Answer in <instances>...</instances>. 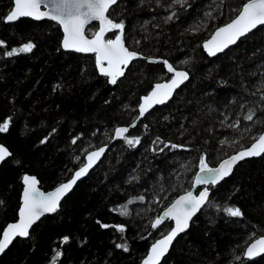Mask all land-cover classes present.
Masks as SVG:
<instances>
[{
    "label": "trees",
    "instance_id": "trees-1",
    "mask_svg": "<svg viewBox=\"0 0 264 264\" xmlns=\"http://www.w3.org/2000/svg\"><path fill=\"white\" fill-rule=\"evenodd\" d=\"M246 1L119 0L111 7L108 15L123 22L130 50L185 69L188 80L115 141L59 210L40 219L27 238L14 240L0 264H52L57 251L62 253L57 264H138L170 228L167 220L157 228L152 224L192 186L200 157L214 165L259 135L264 25L215 57L201 46ZM11 7L12 0H0V124L10 121L0 142L11 152L0 165V233L16 219L24 173L37 176L44 189L67 179L85 152L108 143L115 127L131 123L141 96L168 77L162 63L136 59L111 84L99 74L93 55L62 49L57 23L5 22ZM28 42L35 45L31 52L6 55ZM251 111L253 119L246 120ZM137 137L139 143L127 142ZM209 188L208 202L161 264H264V254L243 256L246 243L264 235V154L240 162ZM227 207L242 215L230 216L223 211ZM65 236L69 240L62 243Z\"/></svg>",
    "mask_w": 264,
    "mask_h": 264
},
{
    "label": "snow or ice",
    "instance_id": "snow-or-ice-1",
    "mask_svg": "<svg viewBox=\"0 0 264 264\" xmlns=\"http://www.w3.org/2000/svg\"><path fill=\"white\" fill-rule=\"evenodd\" d=\"M15 8L7 15L5 22H14L20 17H34L41 19L44 17L57 21L63 26L65 33L63 40V47L65 49H75L80 52H94L96 53L97 66L100 72L109 76L110 83L116 84L117 78L124 75V68H127L129 62L139 58L136 51H130L125 46L123 40L124 24L123 22H114L109 18V10L111 6L116 5L118 0H50L51 11H40L42 0H14ZM177 3L184 4L186 0H176ZM47 7V4H45ZM175 15V13H173ZM169 16L168 19H172ZM93 20L100 22L99 31L94 34L93 39H87L84 36L85 25ZM257 25H264V0H249L242 7V11L229 24L219 28L212 40L205 43L204 47L209 50L210 55H215L217 51H222L224 47L236 42V39L245 35ZM113 29L119 30V34L115 35L114 39H104V34ZM217 38H221L219 43H216ZM0 41V45H3ZM35 45L31 42L24 43L19 48H13L6 52L8 57L19 53H28L33 50ZM215 48V51L212 49ZM107 61V67L104 62ZM163 63L167 67L168 72L174 73L173 78L167 83H157L151 93L143 97V103L139 106V117H143L145 113L154 104L164 103L172 94V91L183 81L188 79L186 71H177L174 66L164 60ZM123 66V68L121 67ZM254 111L245 116L246 120L251 121L254 116ZM138 117V119H139ZM9 120H5L0 124V132L7 131L9 127ZM133 127L135 125H132ZM128 128H117L116 136L121 137L128 132ZM47 139V138H45ZM159 141V137H157ZM76 140H73L75 143ZM130 145L140 142L139 137L128 139ZM155 143V142H154ZM172 148L182 147L175 144L170 145ZM164 147H169L165 144ZM164 149L161 148L160 151ZM105 151L100 148L98 151L89 153L87 156L88 163L75 172L74 178L67 183L61 184L54 192L45 195L37 189L36 177L25 175L23 177L26 185L23 193V206L19 210V222L10 223L3 231L2 238H0V254L12 243L16 237L29 236V228L38 220L43 214L55 212L59 205L60 198L69 191L76 183L77 179L87 173L88 169L92 167L95 159ZM264 153V134H261L258 140L253 143L248 149L238 152L236 155L223 161L219 168H210L206 163L204 156L200 157L199 172L195 175V184L205 185L198 195H193L191 191L181 196L175 203L167 209L164 216L172 218L175 221V227L172 228L168 234L162 239L157 240L152 246L147 258L143 260V264H159L160 259L168 252L169 246L172 244L174 238L181 232H184L189 227V221L196 214V212L209 200V185H216L219 180L228 176L232 171V165L237 161L243 160L249 156H259ZM11 153L7 148L0 145V162H3ZM136 179V177H133ZM140 200L144 197L140 196ZM133 201H129L132 203ZM3 201H0V205ZM126 207V206H125ZM224 212L233 217H239L242 212L237 207H227L223 209ZM122 214L127 215V212ZM164 217L158 218L153 224V228H157L163 221ZM103 227H108L103 225ZM120 231H123L121 226ZM69 238L65 236L62 243H67ZM118 248L128 250L126 244H117ZM259 246L260 251H264V238L257 240L247 250V255H253V250ZM62 255L57 251L52 259V264H57V260Z\"/></svg>",
    "mask_w": 264,
    "mask_h": 264
},
{
    "label": "water",
    "instance_id": "water-1",
    "mask_svg": "<svg viewBox=\"0 0 264 264\" xmlns=\"http://www.w3.org/2000/svg\"><path fill=\"white\" fill-rule=\"evenodd\" d=\"M118 1H119V0H118ZM247 2H249V0H247L245 3H247ZM245 3H244V4H245ZM45 4H47V7H45ZM244 4H243V5H244ZM243 5L241 6V8H240V10L238 11V13H237L232 19H230L228 22H226V23H224V24L218 26L217 28H215V29L213 30V32L210 34V36L207 37L205 40H203V42L201 43V46H202L203 51L207 54V56H209V57H215V56H217V55L223 53V52H224L225 50H227L228 48L234 46V45H235V44H236L241 38L245 37L247 34H249L250 32H252L253 30H255L257 27L262 26V25H257L256 28L251 29V30H250L249 32H247L245 35H243V36L239 37L238 39H236V42H235V43H233V44H229L227 47H224L222 51H217L215 55H210V54H209V50L206 49V48L204 47L205 43L208 42V41H210V40H212L213 36L215 35L216 31H217L219 28H221V27H223V26L229 24L232 20H234V19L238 16L239 12L242 11V7H243ZM113 6H114V5H113ZM51 7H52V6H51V3H50V0H42L41 7H40V11H42V12H49V11H51ZM111 7H112V6H111ZM14 8H15V2H14V0H12V7H11V9L7 12V14H6L5 18H4V21H6V17H7V15H8V14H9ZM110 9H111V8H110ZM21 18H30V19H32V20H36V21H39V20H50V21H52V22L57 23L58 26L60 27V30H61V33H62V38H61V47H62V49L65 50V51H74V52L81 53V54L93 55V56H94V60H95V65H96V68H97L99 74L102 75V76H104V77H106V78L108 79V82L110 83V79H111V78H110L109 76H106V75L102 74V73L100 72L98 66H97L96 53H94V52H80V51H76L75 49H65V48L63 47V40H64L65 33H64V30H63V26L60 25L57 21L52 20V19L47 18V17H44V18H41V19H36V18H34V17H27V16H26V17H20V18H18L17 20H19V19H21ZM109 18H110V17H109ZM110 19H111V18H110ZM17 20H16V21H17ZM16 21H14V22H16ZM114 22H115V21H114ZM10 23H11V22H10ZM94 23L97 24V28H96V30H95L92 34H87V33H86L87 28H88L90 25L94 24ZM100 26H101V25H100V22H99V21H97V20H93V21H91L90 23H88L87 25H85L84 36H85L87 39H93V38H94V34H95L96 32L99 31ZM110 33H114V35H113V37L108 38V34H110ZM117 34H119V30L113 29V30L108 31V32H106V33L104 34V39H105V40H108V39H114V38H115V35H117ZM123 34H124V31H123ZM220 39H221V38H217L216 43H219ZM123 40H124V35H123ZM124 43H125V41H124ZM125 46H126V44H125ZM126 47H127V46H126ZM129 50H130V49H129ZM212 50L215 51V48H213ZM130 51H133V50H130ZM137 53H138V52H137ZM138 56H139V58H137V59H145V60H147V61H155V62L162 63V64L164 65V67H165L166 72L169 74V77H168L167 79H164V80H161V81H157V82H155V83L153 84V86H152V87H151V88H150L145 94H143V95L141 96L140 101H139V104H138V108H137V111H138V112H137V116H136V118H135L131 123H129V124L119 125V126L115 127L114 130H113V132H112L111 140H110L108 143L103 144V145H100V146H97V147H95V148H92V149L86 151L85 154H84V156H83V163H82L80 166H78V167H77V168L71 173V175H70L67 179H65V180H63V181L57 183L56 185H54L53 187H51V188H49V189H44L43 187H41L40 182H39V179L37 178V176H35V175H33V174H29V173H24V174L21 176L22 190H21V193H20L19 207H18V210H17V216H16V219L13 220V221H9V222H7V223L5 224V226L3 227V229H2V231H1V233H0V238H2L3 231L6 229V227H7L8 224L19 222V219H20V217H19V210H20V208L23 206V193H24V189H25V187H26V185L24 184V181H23V177H24L25 175L30 176V177H36L37 182H38L37 185H36L37 189L39 190V192H42V193H44L45 195H47L48 193H52V192H54L55 189H56L57 187H59L61 184L67 183L68 181L72 180V179L74 178V174H75V172L78 171L81 167H84V166L88 163V161H87V156H88L89 153H92V152L98 151L100 148H104V149H105V151L100 155V157H99L98 159H95V160H94V162H93V164H92V167L88 169L87 173L84 174L83 176H81L79 179H77L76 183L72 186V188H71L69 191H67V192H66V193L60 198V201H59V205H58V207H57V210H56L55 212L45 213V214H43V215H42L38 220H36V221L32 224V226L29 228V232H30L31 228H32V227H33V226H34V225H35L40 219H42V218H43L44 216H46V215L54 214V213H56V212L59 210L60 205H61V202H62V201H63V200H64V199H65V198H66V197L72 192V190L74 189V187H75V185L77 184V182H79V181H81L82 179H84V178H85V177L91 172V170H93V168H94V167L99 163V161L102 159V157L104 156V154H105V152L107 151V149H108V148H109V147H110L115 141L121 140L124 136H126V135L130 132V130H131L132 128L135 127V126L133 127L132 125H136V123H137L140 119H142V118H143V117H144L149 111H151L153 108H155L156 106H162V105L166 104V103H167V102L173 97L174 93H175V92H176V91H177L182 85H184V84L187 82L188 79L185 80V81H183L182 83H180V84H179V85H178V86L172 91V94L168 97V99H167L164 103H162V104H154L151 108H149V110L145 113V115H144L143 117H139V106H140L141 103H143V97L149 95V94L151 93V91L153 90L154 86H155L157 83H161V84H162V83H167V82H169V81L173 78L174 73H172V72H168V71H167V67H166V65L163 63V61H164L165 59H163V58H160V59H154V58H152V57L144 56V55H142V54H140V53H138ZM134 60H136V59H134ZM134 60H132V61H134ZM132 61L129 62V65L131 64ZM168 63H169V62H168ZM129 65H128V66H129ZM104 66L107 67V61L104 62ZM128 66H127V68H128ZM121 67L123 68V66H121ZM127 68H124V69H123V70H124V73H125V71H126ZM174 68H175L177 71H186V70L183 69V68H178V67H174ZM186 72H187V71H186ZM121 77H122V76L118 77L117 80L120 79ZM111 84H112V83H111ZM138 117H139V119H138ZM125 127L129 129L128 132H127V133H124L123 136H121V137H117V136H116V129H117V128H125ZM261 134H264V127H263L262 131L259 133V135H258V136H257V137H256V138H255L250 144H249V145L244 146V147H241V148H239V149L233 151V152L230 153L229 155H227V156L223 157L222 159H220L216 164H214V165H208V167H210V168H219L220 164H221L223 161L228 160L230 157L236 155V154H237L238 152H240V151H243V150L248 149L253 143H255V142L258 140V138H259V136H260ZM0 145H2V146H4L5 148H7V147H6L4 144H2L1 142H0ZM7 149H8V148H7ZM8 151L10 152L9 149H8ZM10 153H11V152H10ZM263 154H264V153H262L261 155H263ZM261 155H259V156H249V157H245L243 160H239V161H237L234 165H232V171H231V173H230L228 176L224 177L222 180H219V181L217 182V184H219L220 182H222L224 179L228 178V177L232 174L234 168H235L240 162H242V161H244V160H246V159L258 158V157H260ZM8 157H9V156H8ZM8 157H6L5 160H6ZM3 162H4V161H3ZM3 162H0V165H1ZM198 172H199V170L196 172V174H197ZM196 174H195V175H196ZM217 184H216V185H217ZM210 186H215V185H209L208 187H210ZM204 187H205V185H197V184H195V176H194V178H193V182H192V186H191L187 191H184V192L180 193L179 195H177V196H176V197H175V198H174V199H173V200H172V201H171V202H170V203H169V204H168V205H167L162 211H161V213H160V215H159V218H160V217H164L163 221L167 220V221L171 222V226H170V228H169L164 234H162L161 236H159L158 238H156V239L150 244V246H149V248H148L146 254L142 257V259L139 261L138 264H143V260L146 259L147 256H148V254L150 253L151 246H152L157 240L162 239L166 234H168V232H169L172 228L175 227V221H174L172 218H169V217H165V216H164V214H165V212L167 211V209L170 208V207L175 203L176 200H178L181 196L185 195L187 192L191 191V192L193 193V195L195 196V195H198L199 192L202 191ZM209 195H210V188H209ZM207 202H208V201H206L205 204L202 205L201 208H200V209L196 212V214L192 217V219L189 221V226H190V223H191V221L193 220V218H194V217L200 212V210L206 205ZM188 228H189V227H188ZM188 228H187L184 232L179 233V234L174 238L172 244L169 246L168 252H167V253H166V254L160 259L159 264H161L162 261L164 260V258L167 256V254L169 253V251H170L172 245L174 244L175 240H176L180 235L184 234V233L188 230ZM27 237H28V236H27ZM27 237H16V238L13 239V241L16 240L17 238H27ZM261 238H264V235H260V236L253 237V238H252V239H251V240L245 245L244 252H243V256H244V258H246V259H255V258L260 257V256H262V255L264 254V251H260V248H259V246H258L256 249L253 250V255H251V256L247 255V250H248V248H249L253 243H255L257 240H259V239H261ZM13 241H12V243H13ZM12 243H11V244H12ZM11 244L9 245V247L11 246ZM9 247H8V248H9ZM8 248H7V249H8ZM7 249L5 250V252L7 251ZM5 252H4V253H5ZM4 253H3V254H4ZM3 254H0V257H1Z\"/></svg>",
    "mask_w": 264,
    "mask_h": 264
},
{
    "label": "bare ground",
    "instance_id": "bare-ground-1",
    "mask_svg": "<svg viewBox=\"0 0 264 264\" xmlns=\"http://www.w3.org/2000/svg\"><path fill=\"white\" fill-rule=\"evenodd\" d=\"M74 171V170H73ZM59 183V182H58ZM256 237V236H255Z\"/></svg>",
    "mask_w": 264,
    "mask_h": 264
}]
</instances>
